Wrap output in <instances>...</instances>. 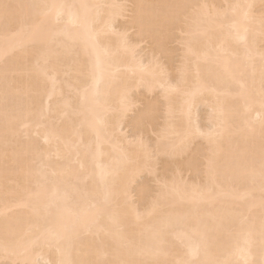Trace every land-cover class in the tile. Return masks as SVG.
Returning <instances> with one entry per match:
<instances>
[{
  "label": "bare ground",
  "instance_id": "obj_1",
  "mask_svg": "<svg viewBox=\"0 0 264 264\" xmlns=\"http://www.w3.org/2000/svg\"><path fill=\"white\" fill-rule=\"evenodd\" d=\"M126 7L0 0V264H264V0H131L117 28ZM146 39L178 41L175 74ZM139 88L153 145L121 135Z\"/></svg>",
  "mask_w": 264,
  "mask_h": 264
},
{
  "label": "rangeland",
  "instance_id": "obj_2",
  "mask_svg": "<svg viewBox=\"0 0 264 264\" xmlns=\"http://www.w3.org/2000/svg\"><path fill=\"white\" fill-rule=\"evenodd\" d=\"M121 1H123V3H125V5L127 6L126 7L127 9L125 12V16L122 17L123 19L119 18L115 22V25L117 28H121L126 23V21L129 20V18H130L129 16H130V10H131V0H121ZM129 29L130 30L126 31V34H127V36L129 35L128 37H130L132 39V38H134L135 29H132V28H129ZM148 40L146 39V40L140 41L138 43V45L136 47V52L139 53L138 55L141 56L143 59H146L149 55H153L157 59L162 58V59H160V61H162L163 63L167 62V64H169L168 62H170V63L173 62L172 65H170V67L172 69L169 67L171 69L169 71L171 72L170 74H175L174 67L176 64H178L177 60H178V57L180 54V48H181V45L178 44V41L176 40V42H173L175 40H172V42L171 41L169 42V45L167 44L169 51H170L169 55L173 59V60L170 59L171 57H169V55H168L169 59L171 60L170 61L167 59V57H165L166 55L165 56L162 55L163 53H161V55H160L159 53L151 51L152 49H151V45H150V40L149 41ZM171 76H173V75H170V78H171ZM174 78H172L170 80H175ZM160 90H161L160 88H157V89H154L151 93H148V92H145L144 90H142V88H139V89L134 90L132 92V95L134 96V98H137V102H136L135 106L133 107V109L127 113L125 120H124L125 124L123 123L124 125L122 124V126H121V129L123 128V130L121 131V135L123 134L122 137L125 135L123 142H125V141L129 142V140L132 141V139L134 141V139H136V137H142V138H145V140L150 145H153L152 143H154V141L156 139V135H155L156 126H157V124L162 122L161 113L160 112H159L160 114L158 113L159 115L157 116L156 121L153 125H146L143 130H140V128H137V126L131 124L130 119L133 118V116L135 114H138L137 111L139 112L140 108L142 109L146 102H148L150 100L160 102V100L162 99V97L160 95V93H161ZM207 109L208 108L206 106H202V105L198 106L196 109L197 123L199 124V126L203 130H206L207 127L209 126V123H208L207 118H206L208 115ZM129 122H130V124H129ZM125 138H127L128 140ZM204 146H205L204 140L200 137H197L191 143L187 154H183L182 156H176V158H174V159L183 160L188 156V154H190L191 152L193 153V151L195 149L202 148ZM164 158H163V156H156L155 157L154 173H142L136 179L135 185H138L140 183H144L148 186L149 192L150 191L153 192L154 190H156V185H157L156 178H159L163 174V172L165 173V169H166L165 164L166 163L164 161ZM179 175L182 179H185V180L193 178V173L191 171H187L185 169H181L179 171ZM133 198L135 201L137 200L136 195ZM38 261L37 262L40 263V259H38ZM41 263H42V260H41Z\"/></svg>",
  "mask_w": 264,
  "mask_h": 264
}]
</instances>
